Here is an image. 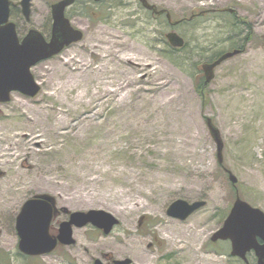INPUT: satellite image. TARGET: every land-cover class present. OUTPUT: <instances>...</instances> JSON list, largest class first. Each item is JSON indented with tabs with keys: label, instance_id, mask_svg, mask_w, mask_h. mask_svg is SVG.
Returning <instances> with one entry per match:
<instances>
[{
	"label": "rangeland",
	"instance_id": "1",
	"mask_svg": "<svg viewBox=\"0 0 264 264\" xmlns=\"http://www.w3.org/2000/svg\"><path fill=\"white\" fill-rule=\"evenodd\" d=\"M148 1L170 23L137 0L75 4L68 15L82 39L31 68L36 96L12 92L0 103V264H245L228 254L229 241L209 238L235 194L264 211V0ZM44 3L34 1L36 22ZM168 31L183 46L172 47ZM237 41L242 51L215 67L202 105L200 64ZM205 116L220 132L221 164ZM39 193L55 198L51 234L74 210L102 209L118 222L108 233L73 227L74 244L26 257L15 216ZM175 199L205 204L181 220L166 214ZM104 239L137 243L138 253L107 256Z\"/></svg>",
	"mask_w": 264,
	"mask_h": 264
},
{
	"label": "water",
	"instance_id": "2",
	"mask_svg": "<svg viewBox=\"0 0 264 264\" xmlns=\"http://www.w3.org/2000/svg\"><path fill=\"white\" fill-rule=\"evenodd\" d=\"M98 1V0H95ZM142 6L157 14L164 9L157 10L156 6L147 0H139ZM73 0H60L52 5L53 23L51 36L45 40L41 33L35 29L30 30L19 43L14 28L1 25L6 22L8 15V0H0V102L10 99L11 92L17 91L25 96L34 97L40 89L30 72L31 66L59 53L64 47L82 38V32L73 28L66 17L64 8ZM22 10L28 13L29 0H21ZM233 12L232 8L226 9ZM170 20L169 12H165ZM176 23V21L174 22ZM169 44L180 47L183 38L173 31L165 34ZM237 53V50L225 52L210 62L201 64L204 80L207 84L213 78L214 68L222 61ZM209 133L216 144V157L221 163L223 142L220 132L210 117H205ZM228 179L235 184L237 178L227 171ZM205 204L204 200L188 202L184 199H175L167 206L168 216L185 219L192 212ZM56 212L55 198L48 193H39L27 198L21 205L15 217V230L18 235V250L28 255H41L52 251L57 243L71 245L75 242L72 236L73 227H82L88 223L108 233L118 220L110 213L101 209L87 211L75 210L69 213L68 219L59 223L57 234L49 232V225ZM211 241L228 240L229 254L248 262L246 253L253 251L255 264H264V211L242 200L237 194L222 225L210 236ZM114 264H133L130 258L116 259ZM94 264H103L98 258Z\"/></svg>",
	"mask_w": 264,
	"mask_h": 264
},
{
	"label": "flooded vegetation",
	"instance_id": "3",
	"mask_svg": "<svg viewBox=\"0 0 264 264\" xmlns=\"http://www.w3.org/2000/svg\"><path fill=\"white\" fill-rule=\"evenodd\" d=\"M34 1L35 0H29L28 13L27 15H25L23 13L22 5L20 3L21 0H8L7 20L6 22H2L1 25L11 24V26L14 28V32L19 43L32 29L38 30L46 40H48L51 36L52 23H53L52 5L59 0H44L45 2L43 5L44 10L40 13L39 15L40 20L38 22H36ZM80 1L81 0H74V2L71 5L66 6L64 9L65 17L69 19L71 25L75 28L78 27L73 24L71 17L68 15V10L71 7H73L75 4H78ZM145 10L150 12V14L154 17H165L164 13L158 15L157 13L152 12L151 10H147V9Z\"/></svg>",
	"mask_w": 264,
	"mask_h": 264
},
{
	"label": "bare ground",
	"instance_id": "4",
	"mask_svg": "<svg viewBox=\"0 0 264 264\" xmlns=\"http://www.w3.org/2000/svg\"><path fill=\"white\" fill-rule=\"evenodd\" d=\"M251 58H255V56H252ZM37 136V135H36ZM30 137V136H29ZM38 137V136H37ZM29 164V163H28ZM14 171H16V169H14ZM3 170L0 169V178L4 177L3 176ZM7 211V207L5 209H3V213H5ZM120 214H132L133 213V208H119L117 210ZM168 227L166 229H164L165 231H167ZM128 241H132L131 238H128ZM136 243V242H135ZM139 244H134L133 242L131 244H128L127 241L125 239H117L115 241H111L108 239H104L101 240L98 244V247H100L101 249L106 250L107 252H104L105 255H110V253H122V252H126V251H130L133 253H138V246Z\"/></svg>",
	"mask_w": 264,
	"mask_h": 264
},
{
	"label": "trees",
	"instance_id": "5",
	"mask_svg": "<svg viewBox=\"0 0 264 264\" xmlns=\"http://www.w3.org/2000/svg\"><path fill=\"white\" fill-rule=\"evenodd\" d=\"M200 13V12H199ZM196 15H200V14H196ZM233 15V14H232ZM237 21H240V22H242V23H245V24H247L246 22H245V20L244 19H238ZM239 43V41H237V44L234 46H231L230 48H231V50L232 49H239V51H242V49H243V47L240 45V46H237V45H239L238 44ZM242 44L243 45H246V43L244 44V42H242ZM199 74H200V70H199V72H198ZM194 87H195V89H196V91H197V93L199 94V96H200V98H201V100H202V105H203V103H204V101H205V99H206V94H205V92H204V86H203V84H202V81H201V75H200V77L194 82ZM6 258H8V256H5ZM8 262L9 263H7V264H10V261H9V259H8ZM4 263H6V262H4Z\"/></svg>",
	"mask_w": 264,
	"mask_h": 264
}]
</instances>
